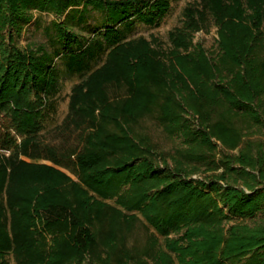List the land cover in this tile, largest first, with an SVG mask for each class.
Listing matches in <instances>:
<instances>
[{
	"label": "trees",
	"instance_id": "obj_1",
	"mask_svg": "<svg viewBox=\"0 0 264 264\" xmlns=\"http://www.w3.org/2000/svg\"><path fill=\"white\" fill-rule=\"evenodd\" d=\"M171 1L0 0V264H264V0Z\"/></svg>",
	"mask_w": 264,
	"mask_h": 264
},
{
	"label": "rangeland",
	"instance_id": "obj_2",
	"mask_svg": "<svg viewBox=\"0 0 264 264\" xmlns=\"http://www.w3.org/2000/svg\"><path fill=\"white\" fill-rule=\"evenodd\" d=\"M196 0H172L171 1V9L169 13L160 21L158 25L150 26L141 23H137L132 31L131 36H158L164 40L167 39V34L170 29L177 26L180 23L181 12L183 7ZM57 19V17L50 13H34V20L28 24L23 32V34L19 38V44L22 46H26L28 44L33 43H46L47 39L44 33V27L47 26L52 20ZM80 33L83 36H89L90 30L82 27ZM216 29H212L208 34L205 32H199L196 34V40L203 41L204 45L208 48H212L216 44ZM79 77L72 76L63 79V87L62 91L59 96L58 102V111L55 116L54 122H60L63 117L65 116L68 108V95L70 93V88L73 83L77 82ZM156 138L160 141L162 147L167 150L171 151L176 146L177 142L166 139L163 136L160 137L158 134ZM233 151L232 153H235ZM194 178H203L204 174L199 173L193 176Z\"/></svg>",
	"mask_w": 264,
	"mask_h": 264
}]
</instances>
